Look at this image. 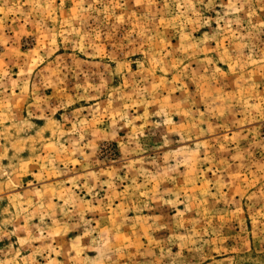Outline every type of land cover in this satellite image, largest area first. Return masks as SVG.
<instances>
[{
  "label": "rangeland",
  "instance_id": "1",
  "mask_svg": "<svg viewBox=\"0 0 264 264\" xmlns=\"http://www.w3.org/2000/svg\"><path fill=\"white\" fill-rule=\"evenodd\" d=\"M0 264H264V0H0Z\"/></svg>",
  "mask_w": 264,
  "mask_h": 264
}]
</instances>
